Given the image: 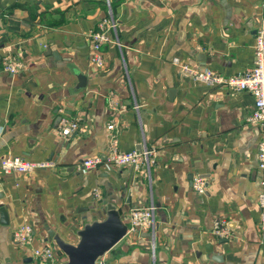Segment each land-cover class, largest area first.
<instances>
[{
	"label": "crops",
	"instance_id": "0c3cea01",
	"mask_svg": "<svg viewBox=\"0 0 264 264\" xmlns=\"http://www.w3.org/2000/svg\"><path fill=\"white\" fill-rule=\"evenodd\" d=\"M112 8L121 46L105 44L100 66L90 33L108 14L106 0H0V160L49 162L27 173L0 166V260L23 264L35 247H56L50 230L76 243L112 201L126 222L132 208L154 202L157 230L127 235L105 264H264L262 130L248 121L255 96L173 61L224 76L252 67L264 0H112ZM9 54L22 63L17 72L4 68ZM63 118L79 122L69 140L58 133ZM112 120L119 150H157L150 172L106 161ZM94 156L105 162L77 166ZM197 175L207 180L203 193L193 188ZM218 219L229 236L213 232ZM24 223L34 227L27 245L13 238Z\"/></svg>",
	"mask_w": 264,
	"mask_h": 264
},
{
	"label": "built area",
	"instance_id": "2783aa9c",
	"mask_svg": "<svg viewBox=\"0 0 264 264\" xmlns=\"http://www.w3.org/2000/svg\"><path fill=\"white\" fill-rule=\"evenodd\" d=\"M108 5V14L100 20L95 30L90 33V40L92 43V60L103 66L105 63L103 55V47L105 44L115 42L121 46V42L118 37H114L113 33L117 34L119 20L116 17L113 8L112 0H106ZM175 64L195 76L199 80L209 82L211 84H224L228 87L236 90H248L255 96V106L248 117V121L253 124L261 126V138L258 143V159L259 168L264 170V23L257 32L256 41V56L252 67L248 68L241 74L224 76L222 74L215 73L210 68L197 69L180 62L179 58L173 59ZM4 68L10 72H17L22 63L17 59L14 54H9L4 58ZM115 101L111 99V105L115 108ZM139 109V106L136 105ZM108 128L112 132L111 152L107 156V160L118 166L129 165L134 169L144 168L150 172L151 166L155 161V148H150L147 145L139 150H133L129 152L121 151L114 145L115 138L117 137L118 127L116 121L112 120ZM80 129L77 119L63 118L58 133L60 136L69 140L74 133ZM116 144V143H115ZM105 162V159L101 156L88 157L77 164L79 168H96L100 164ZM49 162H32L24 159L21 156L7 155L3 156L0 160V166L5 174L11 173H27L33 171L38 167H46ZM193 188L200 193H203L207 189V180L205 177L197 175L193 178ZM261 190L258 194V202L260 206V221L259 229L264 236V179L261 181ZM96 197H100L99 192L95 193ZM158 206L151 202L149 205L142 207H134L129 211L128 234H136L141 230L148 229L151 231V235L154 236L157 230L156 212ZM219 237L229 236L231 230L229 226L222 220H216L214 225V231ZM34 236V227L30 223H24L20 227L16 228L13 232L14 240L21 244H30ZM32 259L37 264H59L63 260V254L59 252V249L50 245L44 244L39 247H35L33 250ZM97 264H105L101 259Z\"/></svg>",
	"mask_w": 264,
	"mask_h": 264
},
{
	"label": "water",
	"instance_id": "95a60500",
	"mask_svg": "<svg viewBox=\"0 0 264 264\" xmlns=\"http://www.w3.org/2000/svg\"><path fill=\"white\" fill-rule=\"evenodd\" d=\"M57 55L58 52H53ZM79 87L86 86V76L77 74ZM79 239L76 243L66 241L53 230L49 231V238L55 242L59 251L65 255V259L59 264H97L106 253L128 234V224L122 216L121 208L115 202H107L106 217L86 222L83 228L77 232ZM0 264H15L12 261ZM23 264H37L32 257L24 260Z\"/></svg>",
	"mask_w": 264,
	"mask_h": 264
},
{
	"label": "rangeland",
	"instance_id": "374dc122",
	"mask_svg": "<svg viewBox=\"0 0 264 264\" xmlns=\"http://www.w3.org/2000/svg\"><path fill=\"white\" fill-rule=\"evenodd\" d=\"M60 252V251H59ZM61 253V252H60ZM62 254V253H61ZM35 262V260H33Z\"/></svg>",
	"mask_w": 264,
	"mask_h": 264
}]
</instances>
